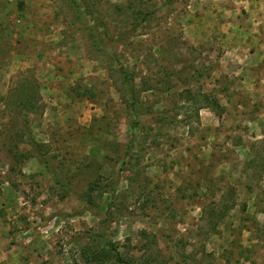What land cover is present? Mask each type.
<instances>
[{
	"label": "rangeland",
	"instance_id": "obj_1",
	"mask_svg": "<svg viewBox=\"0 0 264 264\" xmlns=\"http://www.w3.org/2000/svg\"><path fill=\"white\" fill-rule=\"evenodd\" d=\"M86 3L0 0V264H264V0Z\"/></svg>",
	"mask_w": 264,
	"mask_h": 264
},
{
	"label": "trees",
	"instance_id": "obj_2",
	"mask_svg": "<svg viewBox=\"0 0 264 264\" xmlns=\"http://www.w3.org/2000/svg\"><path fill=\"white\" fill-rule=\"evenodd\" d=\"M86 2H87V0H79V1L73 0V5H77L80 7V6H82L81 4L83 3V5L85 6V9H86L84 11V13L87 12L88 14H92V11L90 10L89 5ZM153 12L154 11L152 10V11L146 13L143 18L146 19ZM107 35H109L108 31H107ZM121 70H122V73L126 77L127 83L129 82L128 83V90L131 94L130 95L131 98L129 101V109L131 111V115L133 116V119H132L131 124H130L131 133H130V137H129V143L126 145V154H129L131 147H132V145L136 139V129L140 124V120L138 119L140 116V113H139L140 109L138 107V100H137L138 91L136 90L135 82H134V80H132L129 77L128 72L124 66L122 67ZM24 99H26V100H23V104H24L23 108H25V109L31 108L32 109V107H34L35 102L33 103L32 100H30L29 98H24ZM24 133H26V132H24ZM28 134H30V132H28ZM45 166H48L47 163H45ZM51 174H52L54 180L59 185H61L62 184L61 181L63 180V177L57 176L56 171L51 172ZM223 208L224 209L220 213L219 212L217 213L214 210H212L209 213L210 218H213L211 220L212 230H214L216 228V224L218 223V221L228 213L230 205L228 203H226V205H224ZM89 258H90V262L92 264H105V262L108 260H113V262H115V264H133L130 260H128L122 256V254L120 253V251L117 247H114L113 253L111 251L104 250V249L90 250Z\"/></svg>",
	"mask_w": 264,
	"mask_h": 264
}]
</instances>
